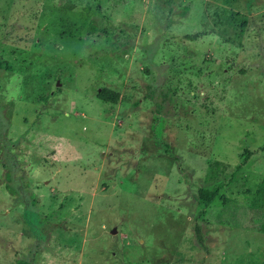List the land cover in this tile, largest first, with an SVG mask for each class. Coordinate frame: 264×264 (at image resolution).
Listing matches in <instances>:
<instances>
[{
  "label": "rangeland",
  "instance_id": "374dc122",
  "mask_svg": "<svg viewBox=\"0 0 264 264\" xmlns=\"http://www.w3.org/2000/svg\"><path fill=\"white\" fill-rule=\"evenodd\" d=\"M0 65V264H264V0H0Z\"/></svg>",
  "mask_w": 264,
  "mask_h": 264
},
{
  "label": "trees",
  "instance_id": "16d2710c",
  "mask_svg": "<svg viewBox=\"0 0 264 264\" xmlns=\"http://www.w3.org/2000/svg\"><path fill=\"white\" fill-rule=\"evenodd\" d=\"M96 98L101 102L115 104L119 98V95L113 91L108 90V89H100L96 93ZM212 164L218 165L219 163L215 161ZM6 178L8 179V175H6ZM7 189L10 192L12 191V190H10V187L8 185H7ZM197 196H198V199L200 200V202L204 206H207L214 199L215 192H213V191L206 192V191L200 190L198 192ZM258 229L260 232L264 233V221L259 225ZM194 235H195L196 241L200 242L201 239H200V234H199V228L197 226H194ZM16 264H27V263L22 262V261H17Z\"/></svg>",
  "mask_w": 264,
  "mask_h": 264
},
{
  "label": "water",
  "instance_id": "95a60500",
  "mask_svg": "<svg viewBox=\"0 0 264 264\" xmlns=\"http://www.w3.org/2000/svg\"><path fill=\"white\" fill-rule=\"evenodd\" d=\"M112 233H114V230L112 231Z\"/></svg>",
  "mask_w": 264,
  "mask_h": 264
}]
</instances>
